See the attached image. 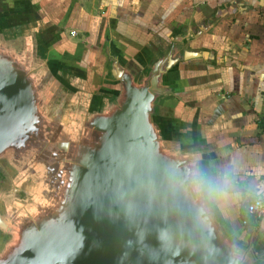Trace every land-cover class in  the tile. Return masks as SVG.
I'll use <instances>...</instances> for the list:
<instances>
[{"label":"water","instance_id":"obj_1","mask_svg":"<svg viewBox=\"0 0 264 264\" xmlns=\"http://www.w3.org/2000/svg\"><path fill=\"white\" fill-rule=\"evenodd\" d=\"M55 11L0 0V264H264V234L206 191L223 125L191 80L233 64L220 18L137 42L111 12L80 41Z\"/></svg>","mask_w":264,"mask_h":264},{"label":"crops","instance_id":"obj_2","mask_svg":"<svg viewBox=\"0 0 264 264\" xmlns=\"http://www.w3.org/2000/svg\"><path fill=\"white\" fill-rule=\"evenodd\" d=\"M45 1L56 16L80 19L86 29L75 37L80 41L89 39L94 24L111 12L120 32L137 42L155 41L186 18H220L212 45L223 49L233 64L197 65L191 87L205 106L192 111L223 125L219 157L224 164L225 207L241 226L242 215L253 219L250 229L242 226L247 232L264 234V209L258 218L246 212L256 198L264 204V0Z\"/></svg>","mask_w":264,"mask_h":264},{"label":"built area","instance_id":"obj_3","mask_svg":"<svg viewBox=\"0 0 264 264\" xmlns=\"http://www.w3.org/2000/svg\"><path fill=\"white\" fill-rule=\"evenodd\" d=\"M264 204L261 198L254 199L250 204L246 207V212L249 216H252L254 218L260 217V215L263 213ZM242 226H247V220L242 221Z\"/></svg>","mask_w":264,"mask_h":264},{"label":"clouds","instance_id":"obj_4","mask_svg":"<svg viewBox=\"0 0 264 264\" xmlns=\"http://www.w3.org/2000/svg\"><path fill=\"white\" fill-rule=\"evenodd\" d=\"M204 189H205V185L198 182L197 183V186H196V189H195L196 192L197 193H200ZM206 191H207V194L209 196H215V195H218V194H222L210 182L206 185Z\"/></svg>","mask_w":264,"mask_h":264},{"label":"trees","instance_id":"obj_5","mask_svg":"<svg viewBox=\"0 0 264 264\" xmlns=\"http://www.w3.org/2000/svg\"><path fill=\"white\" fill-rule=\"evenodd\" d=\"M242 219L244 220H247V226L246 227H244V228H246V229H250V227H252L253 226V219H248V217L246 218L244 215H242Z\"/></svg>","mask_w":264,"mask_h":264}]
</instances>
